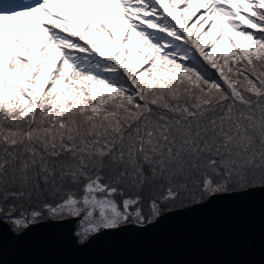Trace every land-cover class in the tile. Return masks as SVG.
Segmentation results:
<instances>
[{"label": "snow or ice", "instance_id": "1", "mask_svg": "<svg viewBox=\"0 0 264 264\" xmlns=\"http://www.w3.org/2000/svg\"><path fill=\"white\" fill-rule=\"evenodd\" d=\"M264 189V0H0V227L85 245Z\"/></svg>", "mask_w": 264, "mask_h": 264}, {"label": "water", "instance_id": "2", "mask_svg": "<svg viewBox=\"0 0 264 264\" xmlns=\"http://www.w3.org/2000/svg\"><path fill=\"white\" fill-rule=\"evenodd\" d=\"M73 225L47 221L22 234L0 227V264H264V189L166 211L143 228L106 232L85 245Z\"/></svg>", "mask_w": 264, "mask_h": 264}, {"label": "rangeland", "instance_id": "3", "mask_svg": "<svg viewBox=\"0 0 264 264\" xmlns=\"http://www.w3.org/2000/svg\"><path fill=\"white\" fill-rule=\"evenodd\" d=\"M177 209V208H176Z\"/></svg>", "mask_w": 264, "mask_h": 264}]
</instances>
